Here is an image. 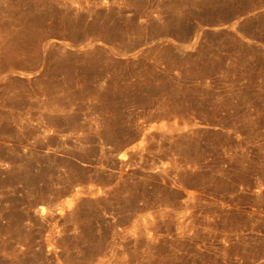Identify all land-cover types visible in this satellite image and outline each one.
Instances as JSON below:
<instances>
[{
    "label": "rangeland",
    "instance_id": "1",
    "mask_svg": "<svg viewBox=\"0 0 264 264\" xmlns=\"http://www.w3.org/2000/svg\"><path fill=\"white\" fill-rule=\"evenodd\" d=\"M0 264H264V0H0Z\"/></svg>",
    "mask_w": 264,
    "mask_h": 264
},
{
    "label": "bare ground",
    "instance_id": "2",
    "mask_svg": "<svg viewBox=\"0 0 264 264\" xmlns=\"http://www.w3.org/2000/svg\"><path fill=\"white\" fill-rule=\"evenodd\" d=\"M127 154H128L127 152L123 153V154H122V157L125 158V157L127 156ZM41 210H43V208H41Z\"/></svg>",
    "mask_w": 264,
    "mask_h": 264
}]
</instances>
